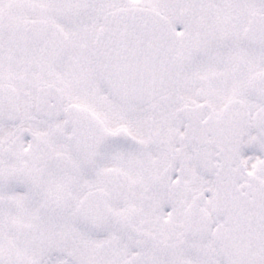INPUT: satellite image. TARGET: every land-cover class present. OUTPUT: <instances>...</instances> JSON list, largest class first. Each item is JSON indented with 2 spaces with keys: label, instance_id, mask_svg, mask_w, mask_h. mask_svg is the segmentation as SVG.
Here are the masks:
<instances>
[{
  "label": "snow or ice",
  "instance_id": "snow-or-ice-1",
  "mask_svg": "<svg viewBox=\"0 0 264 264\" xmlns=\"http://www.w3.org/2000/svg\"><path fill=\"white\" fill-rule=\"evenodd\" d=\"M0 264H264V0H0Z\"/></svg>",
  "mask_w": 264,
  "mask_h": 264
}]
</instances>
